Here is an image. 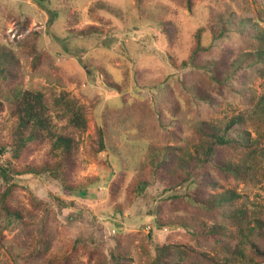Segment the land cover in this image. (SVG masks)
I'll return each instance as SVG.
<instances>
[{"label":"rangeland","instance_id":"obj_1","mask_svg":"<svg viewBox=\"0 0 264 264\" xmlns=\"http://www.w3.org/2000/svg\"><path fill=\"white\" fill-rule=\"evenodd\" d=\"M225 3L228 18L242 15L248 22L242 29L231 24L225 36L211 40L210 49L198 54L197 63L227 59L232 46L249 51L247 29L264 28V0H0V54L15 49L23 37L31 41L34 31H41L36 47L49 54L45 62L41 59L34 66L33 53L25 48L28 57L16 66L15 84L40 93L53 108L64 92L61 103L70 102L87 120L85 132L77 136L78 150L69 162L68 182L81 189L69 191L46 175L14 177L8 203L22 205L27 211L21 209L23 225L3 233L0 264H87L84 247L92 245L90 237L100 252H107L114 246L113 240L119 239L134 264H149L154 257L152 246L166 239L196 247L179 229L169 233L155 227L157 209L162 217L181 206L186 208L181 212L194 213L185 202L177 206L171 199L175 193L192 189L193 184L164 190L163 178L176 177L174 161L168 162L163 178L149 183L139 195H133L131 189L152 153L161 156L165 146L174 148L169 155L186 153L199 138V122L224 126L234 116L243 119L236 134L246 146H229L221 154L237 167L236 176L223 177L218 180L220 187L206 191H234L232 209L246 212L239 220L245 216V233L257 226L254 217L264 220V158L260 153L264 122L254 112L264 93V59L242 66L235 79L222 82L211 79L204 70L179 68L170 60L187 58L196 29L206 24L214 7ZM64 10L71 15L69 24ZM156 18L165 21L170 43ZM89 26L99 27L103 33L73 37L66 32L67 28ZM103 72L124 83L123 93L108 88ZM9 87L13 89L12 84ZM1 89L5 88L0 86V143L7 140L14 120L7 102L17 92ZM196 93L206 95L209 102ZM104 124L108 148L101 151L95 125ZM47 148L32 144L29 159L40 163ZM0 157L4 159L6 154ZM32 196L36 205H31ZM222 211L227 213V209ZM239 221L237 225L220 222L229 235L221 242L225 249L240 242ZM148 233L151 242L144 240ZM206 250L211 255L228 254L220 248ZM242 250L248 252L246 246ZM256 264H264V258H257Z\"/></svg>","mask_w":264,"mask_h":264},{"label":"trees","instance_id":"obj_2","mask_svg":"<svg viewBox=\"0 0 264 264\" xmlns=\"http://www.w3.org/2000/svg\"><path fill=\"white\" fill-rule=\"evenodd\" d=\"M227 9L228 5L225 3L222 7L218 5L209 12L206 24L196 29L194 45L187 58L178 62L170 57L174 65L179 68L186 66L199 68L206 71L211 79L222 82L235 79L242 66L250 67L264 59V28L252 26L253 29L250 27L247 29L249 51L232 46L227 59L218 58L215 61L196 62L198 54L210 49L211 40L225 36L231 24H238L241 29L246 26L247 16L228 18L225 15ZM64 13L66 18L69 16L66 24L71 23L69 19L71 15L68 10ZM155 22L161 33L166 36V41L170 43L171 38L166 32L165 21L156 18ZM66 32L73 37H88L103 33L101 28L95 26H89L83 30L67 28ZM40 35L41 31H34L32 34L34 38L31 41L23 37L19 43L16 42L15 49L12 47L0 54V86L5 88L1 91L12 92L13 90L15 92L17 90L16 95L13 94L10 101L7 102L8 110L14 120L9 127L7 140L0 143V155L6 154L4 159L0 157V246L3 245L5 231L23 225L24 218L21 215V209L27 211L26 207L22 205L11 206L8 203L7 198L11 193L15 176L46 175L60 182L62 187L69 191L82 188L71 185L68 182V174L72 166V163L69 162H72L71 160L78 150L79 138L77 136L84 133L87 127L84 112L74 109L70 102L62 104L64 92L61 93L62 97L56 100L55 108H53L48 105L47 101H44L45 99L40 93L31 90L24 91L21 89L20 83L15 84L18 76L16 66L18 67L20 64V59L26 60L25 58L28 57L25 48H29L33 53L32 64L34 66L41 59L44 62L47 60L49 54L36 47L35 42ZM214 67L217 68V71L213 70ZM216 73L219 75L216 76ZM103 75L108 88L117 91V94L123 93V82L112 80L105 72ZM10 84L13 89L9 87ZM196 94L199 99L209 102L206 95ZM2 109L3 103L0 102V111ZM254 112L258 113L264 122V93ZM240 125H243L241 116L232 117L224 126L199 122L197 124L199 138L192 150L169 155L174 148L165 146V152H161V156L152 153L150 160L143 164L145 169L142 172L144 173L135 180L131 189L133 195H139L149 183L159 180L160 177L163 178L161 173L166 171L169 161H174L176 164L173 172L176 177L173 179L163 178L165 179L164 190L170 191L178 186L190 187L189 185L193 184L192 189H184L183 193H175L171 199L176 201L177 206L178 203L185 202L194 213L181 212L186 209L181 206L180 209L162 217L161 211L157 209L154 213V223L156 228H165L169 233L179 229L184 237L197 244L195 247L181 241L171 243L168 242L169 239L154 244L152 246L154 257L149 264H256L257 258H264V220L258 216L254 217V224L257 226L245 233L246 225H244L243 219L246 212L241 208L232 209L231 204L236 197L234 191L229 189L212 193L206 191V188L209 187L216 188L217 185L220 187L221 183L218 180L221 178L236 176L237 167L230 163V160L222 155L221 151L233 145L246 146V141L236 134L237 126ZM106 128L105 124L102 127L95 125V133L98 136L101 151H106L108 148ZM32 144L48 146L46 157L40 163L29 159L28 151ZM260 153L264 158V147ZM36 204L32 196L31 205ZM223 209H227V213H223ZM193 215H198L199 219ZM242 215L245 216L240 222ZM238 221L240 222L238 234L242 232L241 240L225 249L221 242L229 235L224 231L226 226H222L220 222L237 225ZM24 226H26L25 221ZM151 238V233H148L144 240L151 242ZM89 241L92 245L86 244L84 247V253L88 255L87 264H134L119 239L113 240L114 246L107 252L99 251L96 246L98 243H95L93 237H90ZM243 246L247 247L248 252H243ZM206 248L211 251H219L218 248H220L221 251L228 254L219 256L214 253L211 255ZM40 264H45V262Z\"/></svg>","mask_w":264,"mask_h":264}]
</instances>
